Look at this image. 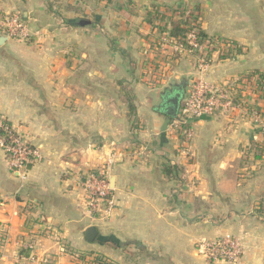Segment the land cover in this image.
Instances as JSON below:
<instances>
[{
	"label": "crops",
	"instance_id": "0c3cea01",
	"mask_svg": "<svg viewBox=\"0 0 264 264\" xmlns=\"http://www.w3.org/2000/svg\"><path fill=\"white\" fill-rule=\"evenodd\" d=\"M153 6L199 8L204 31L235 44L220 43L203 68L196 54L156 50ZM14 13L30 34L0 28V114L40 158L21 176L0 148V264H88L74 252L230 264L200 250L227 235L242 247L236 264H264V0H0V15ZM184 78L237 96L188 119L185 140L173 119L162 130L163 95ZM93 169L113 188L111 210L96 217L83 185Z\"/></svg>",
	"mask_w": 264,
	"mask_h": 264
},
{
	"label": "built area",
	"instance_id": "2783aa9c",
	"mask_svg": "<svg viewBox=\"0 0 264 264\" xmlns=\"http://www.w3.org/2000/svg\"><path fill=\"white\" fill-rule=\"evenodd\" d=\"M193 9L186 11V14L192 12ZM175 12L172 11L171 15ZM200 21V18H199ZM166 25H170L169 18L166 21H160ZM0 28L5 31L6 35L11 38L25 40L29 37L30 30L20 13L0 15ZM197 28L190 30L186 36V41L192 46L191 50L184 51L181 44L169 41L168 34H160L155 42V49L162 50L168 47L171 50H179L180 52H189L198 56V66L203 68L207 64L204 62L209 49L207 44H201L197 37ZM232 106L229 99L227 89L224 87L209 84L201 79L193 81L186 90V94L181 103L178 118L171 122L174 131L181 132L182 125L193 117H200L206 113H213L222 108ZM3 124L0 121V129ZM0 148L9 154L8 160L13 172L25 176L27 169L25 161H29L33 156L40 158V147L33 145L27 137L23 136L19 131L17 134H11L9 142H5L0 137ZM186 156H190V150L183 149ZM105 175V173L100 172ZM83 185L86 190V202L89 213L92 217L107 213L113 206V188L110 182L95 173L90 172L83 179ZM200 250L206 259L211 261H225L230 264H236L242 254V247L239 240L232 236H224L218 239L203 240L200 243Z\"/></svg>",
	"mask_w": 264,
	"mask_h": 264
},
{
	"label": "trees",
	"instance_id": "16d2710c",
	"mask_svg": "<svg viewBox=\"0 0 264 264\" xmlns=\"http://www.w3.org/2000/svg\"><path fill=\"white\" fill-rule=\"evenodd\" d=\"M69 10H75V7L72 5L67 4L66 6ZM172 11L175 12V14L171 15ZM150 15V23L154 25L155 28L158 29L157 36L160 34H168L169 36V41L167 44H172L173 42H177L182 45L184 51H188L192 49V46L186 41V36L190 30L193 28H197V37L198 41L201 44H207L209 49L207 51V55L205 57V63L209 64L211 62V58L213 53L215 52V49L220 46V43H227L230 45V48L232 44L234 45L235 43L233 42H228L227 40H219V39H213L211 38L203 29L201 22L199 21L201 11L199 8H193L192 12L189 14H186V11L183 9L179 8H173V7H168V6H153L152 11L149 13ZM169 18V23L170 25H166L163 22L160 23V21H166V19ZM230 52L228 53H220L219 56L220 58H226L230 56ZM183 54V52H180L179 50H172V55L173 57H180ZM252 75H247L245 78H250ZM242 78H239L241 80ZM241 81L236 82L239 83ZM237 96L233 95L232 96V103L237 104L236 102ZM133 107V105H130ZM0 121L3 124L2 129H0V137L4 138L5 142H9V137L10 135L17 134V130L13 124V122L7 118L6 116L0 114ZM184 129H187V126L184 127ZM187 137V134L183 130L180 132V138L185 140ZM7 158L9 157V154H6ZM38 159L31 156L29 161H25V166L26 169H30L31 166L37 161ZM172 165H165V171L166 173H172ZM95 173L97 176L103 177L109 181V179L105 176L100 174V171L98 169H93L92 171ZM26 248V251L28 252L27 255L31 254V249L29 247H24ZM20 249V247H19ZM80 256V255H79ZM82 259L85 257L84 255L80 256ZM104 257L97 255L92 262V264H106L104 262Z\"/></svg>",
	"mask_w": 264,
	"mask_h": 264
},
{
	"label": "water",
	"instance_id": "95a60500",
	"mask_svg": "<svg viewBox=\"0 0 264 264\" xmlns=\"http://www.w3.org/2000/svg\"><path fill=\"white\" fill-rule=\"evenodd\" d=\"M8 40L7 36L0 35V46H2ZM189 83L188 78H184L178 83H174L173 87L165 91L163 95L164 107H166L165 113L167 118L163 124L162 130L166 131L168 125L172 119L178 118L181 103L186 94L187 86ZM98 235V231L95 226H90L86 229V236L89 241H94Z\"/></svg>",
	"mask_w": 264,
	"mask_h": 264
},
{
	"label": "rangeland",
	"instance_id": "374dc122",
	"mask_svg": "<svg viewBox=\"0 0 264 264\" xmlns=\"http://www.w3.org/2000/svg\"><path fill=\"white\" fill-rule=\"evenodd\" d=\"M27 247V246H26ZM31 249V248H30ZM79 261H81V262H83V263H88V264H92V262L94 261V259H95V257H93L92 259L90 258L89 260H87L86 259V257L88 256L86 253H81V252H74V253H72ZM82 256V255H84L85 257L82 259L80 256ZM90 256V255H89ZM104 262L106 263V264H112L111 262H107V259L106 260H104ZM95 264H97V263H95Z\"/></svg>",
	"mask_w": 264,
	"mask_h": 264
}]
</instances>
